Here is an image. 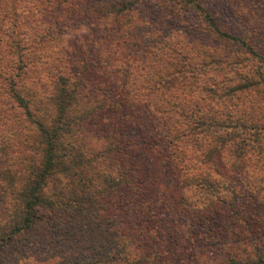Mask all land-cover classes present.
<instances>
[{"label": "trees", "instance_id": "trees-1", "mask_svg": "<svg viewBox=\"0 0 264 264\" xmlns=\"http://www.w3.org/2000/svg\"><path fill=\"white\" fill-rule=\"evenodd\" d=\"M241 4L0 0V264H264V0Z\"/></svg>", "mask_w": 264, "mask_h": 264}, {"label": "rangeland", "instance_id": "rangeland-1", "mask_svg": "<svg viewBox=\"0 0 264 264\" xmlns=\"http://www.w3.org/2000/svg\"><path fill=\"white\" fill-rule=\"evenodd\" d=\"M228 4H231V6H232V8L234 9V8H236V9H238L239 11H243V13L245 12V11H247V10H244V9H242L241 7H242V4H241V2L243 1V0H225ZM80 35H83V38L86 40V39H89V40H91V39H93V38H91V37H94L96 34L95 33H92V35L94 34V36H91V34L90 35H87L88 33H79ZM78 34V35H79ZM68 40V39H67ZM71 41V43L72 44H74L73 43V41L72 40H70ZM28 255H30V257H31V259H26V264H38V262L40 261L39 259H41V258H39V259H37V258H35L33 255H32V252H30ZM34 255H36V254H34ZM26 256V255H25ZM33 257V258H32Z\"/></svg>", "mask_w": 264, "mask_h": 264}]
</instances>
